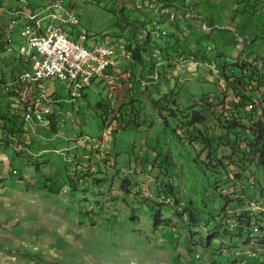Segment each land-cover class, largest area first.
<instances>
[{"label":"rangeland","instance_id":"374dc122","mask_svg":"<svg viewBox=\"0 0 264 264\" xmlns=\"http://www.w3.org/2000/svg\"><path fill=\"white\" fill-rule=\"evenodd\" d=\"M49 1L0 0L2 40ZM63 1L68 35L130 58L72 94L45 80L53 124L27 123L6 87L27 63L0 52V264H264V156L246 148L264 121V0ZM193 113L222 164L180 129Z\"/></svg>","mask_w":264,"mask_h":264},{"label":"built area","instance_id":"2783aa9c","mask_svg":"<svg viewBox=\"0 0 264 264\" xmlns=\"http://www.w3.org/2000/svg\"><path fill=\"white\" fill-rule=\"evenodd\" d=\"M18 1L20 4L26 3L25 0ZM38 10L46 11V15H49V22L32 24L27 21L28 12L25 13L19 10L13 14L7 29L9 46H11L14 30L20 21L23 22L21 26L22 40L29 33H39V40L33 41L31 47H24L22 44L18 48V53L33 51V53L38 54V61L31 67V74L16 75L7 85L13 83L24 84V92L13 97H20L27 123L32 122L30 121V111H37V118H40L43 122L44 120H50L47 118V111L51 110L50 98L45 97L47 88H38V86L31 84L33 73L48 74L49 79L65 81L69 93L72 94L75 91H80V81H82L83 74L89 68L108 65V72L112 73L122 58H130L129 52L117 49L116 46L102 48L93 46L90 39H75L50 33V24L55 22H65L76 26L79 24L74 11L67 9L63 0H51ZM83 139L86 142L91 141V138L84 137Z\"/></svg>","mask_w":264,"mask_h":264},{"label":"trees","instance_id":"16d2710c","mask_svg":"<svg viewBox=\"0 0 264 264\" xmlns=\"http://www.w3.org/2000/svg\"><path fill=\"white\" fill-rule=\"evenodd\" d=\"M162 2H169V1H172V0H161ZM257 1L259 0H256L254 2L257 3ZM8 41L7 40H2V37L0 35V52H5L7 50V45H8ZM257 78L258 80L257 81H252V84H255L256 86V89L258 90L259 94H262L264 95V74L262 73H258L257 74ZM85 88V87H84ZM83 88V89H84ZM82 89V90H83ZM81 90V91H82ZM259 99H263L264 97L263 96H257ZM166 98V97H165ZM237 101H235V99L233 98L232 100H230V103H231V111H232V115H235L239 112V108H238V105H242V106H246V105H252L253 101L251 99V95H248L245 93V91L243 93H239L237 94ZM169 105V107H175L176 106V103L174 100H167L166 101ZM172 110V108H171ZM191 117H192V120L191 122L189 123H186V125L182 128L180 127V129L185 132L186 134H188V136L193 139V140H202L203 141V144L206 143L207 147L209 148V152L210 154L213 155V157L215 158L216 162L219 163V164H222V161L220 159H218L215 155V151L214 149L212 148V139H209L208 137H206L204 134L202 135L201 133H199V130L196 129L195 127V124H198L200 123L201 121V118L196 115L195 113L191 114ZM2 118L4 120H7L6 122V127H7V124L10 122L11 125H10V129L11 131H13L14 127H16V124H19L20 125V121L21 120V117H17L16 115L13 116V119L12 120H9V118H7L6 115H3ZM49 118L51 119V124H53V118H54V113H52L51 116H49ZM227 124L229 126L233 125L231 123V121H226ZM21 126V125H20ZM253 128H254V131H253V134H252V137L249 139V144L247 145V152L249 153H253V152H257L258 156H259V160L260 161H263V156H264V144H263V137H264V121H255L253 123ZM176 136L178 137L176 131H174ZM239 137L236 136V139H238ZM246 138V137H245ZM234 144L236 145V141H234ZM212 150V152H211ZM246 154V153H245ZM166 195H164L165 197ZM167 197V196H166ZM160 206L163 205V203H159ZM151 210V213H152V218H153V221H154V226L155 228H160L161 227V221H162V213H161V210L160 209H157V207L155 206H152L150 208ZM233 228V227H232ZM235 229V228H233Z\"/></svg>","mask_w":264,"mask_h":264},{"label":"bare ground","instance_id":"6f19581e","mask_svg":"<svg viewBox=\"0 0 264 264\" xmlns=\"http://www.w3.org/2000/svg\"><path fill=\"white\" fill-rule=\"evenodd\" d=\"M27 21L31 22L32 24H43L49 22V15H46L45 10H37L34 13L27 14ZM62 24H66L65 22H61L59 24L52 23L50 24V33H55L60 36L65 37H72L68 35L62 28ZM70 26H76L75 24H68ZM39 40V33H29L28 36H24L23 39V46L24 47H31L33 41ZM96 46H100L102 48H112L106 46L104 44H97ZM20 56L26 61V68L21 72L20 75L24 74H31V67H33L36 62L38 61V54L33 53V51H26L19 53ZM108 70V65H99L98 67L89 68L86 73L83 74V79L80 81V89H82L86 84H91L94 79L99 78L102 74H104ZM45 80H49L48 74H41V73H33L31 75V84L38 85L42 88L43 82ZM11 90L9 92L15 94L16 96L20 95L24 92V84L22 83H13L11 84ZM9 89V86H7ZM78 92V91H75ZM74 92V93H75Z\"/></svg>","mask_w":264,"mask_h":264},{"label":"crops","instance_id":"0c3cea01","mask_svg":"<svg viewBox=\"0 0 264 264\" xmlns=\"http://www.w3.org/2000/svg\"><path fill=\"white\" fill-rule=\"evenodd\" d=\"M23 22L20 21L19 22V25L15 28L14 30V33L12 35V42H11V46H9V44L7 45V50H13L14 52V57L16 58L17 60V63L19 62H25L24 59L20 56V54L18 53V48L23 44V40L21 38V26H22ZM25 64V63H24ZM114 71H117V69H115ZM68 88V87H67ZM69 92V90H68ZM3 253V252H2ZM5 255V254H4ZM3 255V256H4ZM5 257H9V258H12L13 256L10 255V256H6ZM6 260V259H4ZM4 263V261H3ZM6 263V261H5Z\"/></svg>","mask_w":264,"mask_h":264},{"label":"clouds","instance_id":"9594fccd","mask_svg":"<svg viewBox=\"0 0 264 264\" xmlns=\"http://www.w3.org/2000/svg\"><path fill=\"white\" fill-rule=\"evenodd\" d=\"M9 93V92H8ZM11 94V93H10ZM70 94V93H69ZM82 94V93H81ZM78 99V98H77ZM52 113H53V111H52ZM52 115V114H51ZM50 122H51V119H50ZM168 197V196H167ZM175 202V201H174ZM161 203H163V202H161ZM164 204V203H163ZM165 205V204H164ZM167 205V204H166ZM236 223H238V222H236ZM232 227H234V228H237V229H239L238 227H240V226H234V223H233V225H231Z\"/></svg>","mask_w":264,"mask_h":264}]
</instances>
